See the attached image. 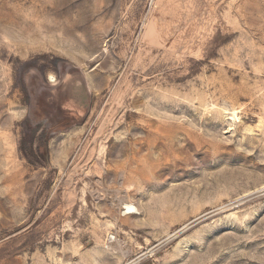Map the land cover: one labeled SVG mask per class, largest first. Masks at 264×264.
<instances>
[{"label":"rangeland","instance_id":"1","mask_svg":"<svg viewBox=\"0 0 264 264\" xmlns=\"http://www.w3.org/2000/svg\"><path fill=\"white\" fill-rule=\"evenodd\" d=\"M0 264H264V0H0Z\"/></svg>","mask_w":264,"mask_h":264},{"label":"crops","instance_id":"2","mask_svg":"<svg viewBox=\"0 0 264 264\" xmlns=\"http://www.w3.org/2000/svg\"><path fill=\"white\" fill-rule=\"evenodd\" d=\"M84 83L85 84L83 85L82 83L79 82L78 79H76L74 81V83L72 84V86L70 87V92H69L70 96L68 98L69 100L71 99L72 101L76 102L77 105H81L82 107H85V105L87 104L85 102V93H84L83 89L87 90V92L89 91V87H88V84L86 82V78L85 77H84ZM55 104L57 106V107H55L56 108L55 111H58V115L60 117V122L63 123L62 126H70V124H69L70 121L72 123H74L72 121V119L69 118V115L64 114L60 109H58V103H55ZM84 116L80 117V118H82V120H83V119H85L87 117V115L85 117Z\"/></svg>","mask_w":264,"mask_h":264},{"label":"water","instance_id":"3","mask_svg":"<svg viewBox=\"0 0 264 264\" xmlns=\"http://www.w3.org/2000/svg\"><path fill=\"white\" fill-rule=\"evenodd\" d=\"M73 77V75H71V78H69V80H67L66 81V83H65V87L63 86L62 87V91L64 90V89H68V87L70 86H72V84L74 83V79L72 78ZM60 93H63V92H60ZM57 107V106H56ZM58 109H60L64 114H66V115H69V113L71 112V109L70 108H67V107H65L64 105H58Z\"/></svg>","mask_w":264,"mask_h":264},{"label":"bare ground","instance_id":"4","mask_svg":"<svg viewBox=\"0 0 264 264\" xmlns=\"http://www.w3.org/2000/svg\"><path fill=\"white\" fill-rule=\"evenodd\" d=\"M50 82H53L54 81V78L53 77H50ZM125 209H126V214L127 215H139V211L138 209L134 206V205H126L125 206Z\"/></svg>","mask_w":264,"mask_h":264},{"label":"built area","instance_id":"5","mask_svg":"<svg viewBox=\"0 0 264 264\" xmlns=\"http://www.w3.org/2000/svg\"><path fill=\"white\" fill-rule=\"evenodd\" d=\"M121 215H122V216H125V215H127V214H126V209H125V206H123V207H122V212H121ZM109 242H111V237L109 238Z\"/></svg>","mask_w":264,"mask_h":264}]
</instances>
